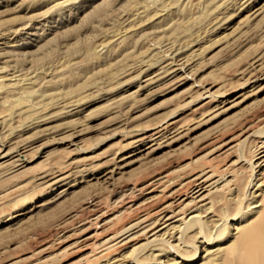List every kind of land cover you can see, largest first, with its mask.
<instances>
[{"label":"rangeland","instance_id":"rangeland-1","mask_svg":"<svg viewBox=\"0 0 264 264\" xmlns=\"http://www.w3.org/2000/svg\"><path fill=\"white\" fill-rule=\"evenodd\" d=\"M263 137L264 0H0V264H97L73 234L101 214L98 235L120 231L205 169L222 178L211 215L98 264H228L264 219Z\"/></svg>","mask_w":264,"mask_h":264},{"label":"bare ground","instance_id":"bare-ground-1","mask_svg":"<svg viewBox=\"0 0 264 264\" xmlns=\"http://www.w3.org/2000/svg\"><path fill=\"white\" fill-rule=\"evenodd\" d=\"M177 71L178 69H174V72ZM232 94L233 93L225 94L222 96V98L223 99L229 98ZM174 124L175 122L169 121L164 126H160L159 128L155 129L150 136L144 139L143 138L139 139L136 143L143 144L145 143V140L153 142L155 141L156 138L158 139L159 137H161L163 132H165L171 126H174ZM255 129H254V124H252V122L244 123L242 127L239 128V130L236 129L237 131L235 132L232 131L233 133L231 135L229 136L221 135L216 145L218 144L219 149L224 151L223 154H225L226 152H230L234 148L238 147L240 143L252 137H255V134L258 133L257 131H255ZM262 139L263 140L260 146V153L258 154V159H257L258 166H262L264 164V137ZM20 156L22 158L24 157L22 156V154H20ZM213 171H209L206 169L197 172L192 171L191 172L192 174L186 177L185 178L186 180L184 182L177 184L176 182L178 180L175 179L177 180L175 183H170L168 186H163L162 189L160 190V193L162 194L163 197L162 199L163 201L162 202L160 201L162 204L160 205V207H158L159 209L155 208L156 210H154L152 214L148 210L150 214L145 215L140 220L132 221L130 223L125 224L124 226L121 227V229L119 227L120 231L113 230L114 232L109 233L107 235H103V234L98 235V233L102 231V227H100L99 225H101V223H103V225L106 224L105 222L106 217L104 216L105 214L104 215L101 214L100 216L96 215L97 217L94 220L97 222L98 226L94 230L95 233L89 235V233L87 234V230H86V232L84 231L86 234L85 233L83 234V232L80 234H77L78 233L77 232L76 233L77 235L73 234L71 238L75 239V241L72 246L77 250V252L87 253L86 254L87 257H89V259H92L91 262L97 261L98 264V261H100L101 263V260L104 259L110 260V258L115 254L121 252L122 250L127 249L130 246H135L140 242L145 241L146 243L151 245L158 241L166 240V238L168 237L177 240L179 237L176 238V236H179L180 231L182 232L181 228L177 224L182 223L185 216H186L185 222L200 221L201 217L199 215V211H201L202 208L206 209L207 214L209 215L212 214L211 213L212 211L211 212L209 211L208 206L211 204V200L213 196L212 194L217 191H220L219 186L222 182V178L216 177L217 174H215L216 172L214 173ZM155 181L156 180H154V182ZM150 185L151 184H149V187L146 189L147 194L149 195H151L155 191L154 187H151ZM144 193L146 192L144 191ZM257 207L258 206H256L255 208ZM150 208L152 207L150 206ZM185 209H189V210L187 212H183ZM214 216L215 215L211 216L210 218ZM225 224L227 225L228 222H226ZM229 228L234 229V226L229 225ZM200 244L202 248L201 251L205 253V256L202 259L208 260L207 262H209L213 260L215 256L218 255L217 254L218 250L215 249L216 250L215 252L211 251V249L213 248V244L211 240L207 241L206 239H203L200 242ZM235 247L238 251V256L236 259L233 258L232 262L228 260L230 261L228 264H235V263L264 264V219L258 221L256 225H254L251 229L243 231L240 235L239 242ZM166 254L167 253L165 252L160 254V256L165 255L167 258H169L168 255ZM168 261H171L169 262L170 264H188L187 258L182 257L181 254L179 253L176 254V256H174L172 259L171 258L168 259Z\"/></svg>","mask_w":264,"mask_h":264}]
</instances>
